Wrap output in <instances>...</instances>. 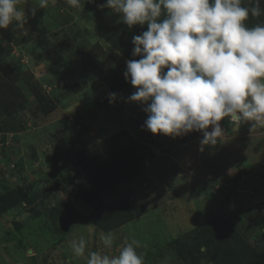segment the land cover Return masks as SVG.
Here are the masks:
<instances>
[{
	"label": "rangeland",
	"instance_id": "obj_1",
	"mask_svg": "<svg viewBox=\"0 0 264 264\" xmlns=\"http://www.w3.org/2000/svg\"><path fill=\"white\" fill-rule=\"evenodd\" d=\"M105 3L39 9L21 0L27 35L0 30V81L10 88L0 87V264H87L88 252L118 254L132 239L144 264H211L179 244L214 218L264 252V128L225 118L224 136L202 152L199 132L174 139L145 130L146 105L127 102L132 54L113 47L119 15ZM120 131L142 162L137 175L107 186L113 160L94 147ZM125 201L136 216L102 230L95 217ZM101 232L114 234L113 248ZM81 236L86 254L76 257L70 241Z\"/></svg>",
	"mask_w": 264,
	"mask_h": 264
},
{
	"label": "clouds",
	"instance_id": "obj_2",
	"mask_svg": "<svg viewBox=\"0 0 264 264\" xmlns=\"http://www.w3.org/2000/svg\"><path fill=\"white\" fill-rule=\"evenodd\" d=\"M20 3L0 0V30L14 25L27 35ZM36 3L46 9L56 0ZM65 3L72 9L85 4ZM99 7L118 14V22L129 28L147 25L132 38V56L140 58L127 61L123 74L135 89L127 102L146 105L145 130L174 139L199 132L202 152L224 136L220 121L225 118L237 125L248 122L250 130L264 128V23L247 24L264 14L261 0H249L248 6L243 0H106ZM36 11L31 8L33 15ZM116 99V93L109 94L110 104ZM100 240L111 249L115 236L101 232ZM140 247L135 239L125 240L118 254L88 252L87 264H144ZM70 248L83 257L87 241L73 239Z\"/></svg>",
	"mask_w": 264,
	"mask_h": 264
},
{
	"label": "trees",
	"instance_id": "obj_3",
	"mask_svg": "<svg viewBox=\"0 0 264 264\" xmlns=\"http://www.w3.org/2000/svg\"><path fill=\"white\" fill-rule=\"evenodd\" d=\"M247 2L249 3V0H243L244 6L249 5ZM261 8L264 9V0H261ZM263 22L264 14L260 17H250L247 24L251 27ZM146 30V24L129 28L120 23L112 30L113 36L118 42V45L113 44V47L118 49L122 55L129 56L134 47L132 44L133 36L140 35ZM132 59L136 58L129 56V60ZM7 84L5 81H0L1 88L8 87ZM123 136L124 132L120 131L94 147L97 158L102 160L112 158L113 160V168L106 175L107 182L105 184L107 186H113L117 181L127 180L137 175L138 161L142 162L140 152L137 151V148L132 147L129 140H124ZM103 145L107 148L106 155L101 148ZM11 205V202H7L5 207L9 208ZM133 210V206L128 205L126 201L117 202L114 207L104 208L103 212L95 217V220L102 221L99 224L100 228L109 231L133 219L136 216V212ZM192 236L194 238L190 239ZM179 246L193 249L200 253L203 259L209 260L211 264H264V252L258 251L250 241L239 235L223 218H214L202 224L198 229L191 232L190 236H184ZM188 254L190 257L193 256L190 251Z\"/></svg>",
	"mask_w": 264,
	"mask_h": 264
}]
</instances>
